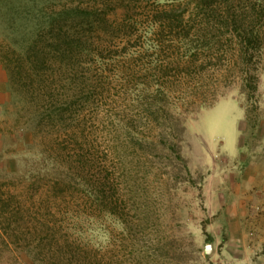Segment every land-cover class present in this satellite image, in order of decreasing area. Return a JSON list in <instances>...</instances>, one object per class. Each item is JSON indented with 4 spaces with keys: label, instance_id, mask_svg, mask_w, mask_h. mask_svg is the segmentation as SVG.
I'll return each mask as SVG.
<instances>
[{
    "label": "rangeland",
    "instance_id": "1",
    "mask_svg": "<svg viewBox=\"0 0 264 264\" xmlns=\"http://www.w3.org/2000/svg\"><path fill=\"white\" fill-rule=\"evenodd\" d=\"M27 1L0 0V49L17 39L18 5ZM171 1L121 0L115 18L147 25L149 11ZM180 1L178 11L194 8V0ZM230 2L239 23L253 21L248 29L260 35L246 65L257 68L254 95L243 87L237 45L215 37L206 105L175 111L172 146L161 147L129 139L112 122L110 112L135 108L106 78L102 98L91 93L66 121L75 134L59 148L74 161L73 147L83 145L88 167L64 198L48 190L62 172L44 152L50 137L32 132L0 53V264H264V0ZM216 4L224 22L228 13ZM199 14L213 18L210 8Z\"/></svg>",
    "mask_w": 264,
    "mask_h": 264
},
{
    "label": "trees",
    "instance_id": "2",
    "mask_svg": "<svg viewBox=\"0 0 264 264\" xmlns=\"http://www.w3.org/2000/svg\"><path fill=\"white\" fill-rule=\"evenodd\" d=\"M178 2L151 9L147 25H129L123 18H115L121 0H28L18 5L22 30L16 40L1 47V60L18 93L17 101L29 110L32 132L50 137L44 152L62 170L48 186L49 192L59 189L64 198L72 177L87 169L83 145L73 147L74 161L65 156L67 147L59 145L69 144V135L74 133L65 125L75 118L76 105L92 94L102 98L106 78L118 85L121 100L135 108L131 115L110 112L112 122L118 123L129 139L138 136L161 147L172 146L179 123L175 111L187 105H206L205 91L212 84L206 52L218 42L215 37H227L230 44L237 45L243 87L250 95L257 91V68L251 72L246 67L260 43L253 21L245 26L239 23L238 16L230 13V0H219L228 13L224 22L217 15V0H194L193 9L181 11ZM209 8L212 19H197ZM223 27L226 34L213 33ZM128 44L130 48H126ZM171 71L176 80L170 78ZM113 104L116 108L115 101ZM137 122L143 123V137L138 135Z\"/></svg>",
    "mask_w": 264,
    "mask_h": 264
}]
</instances>
